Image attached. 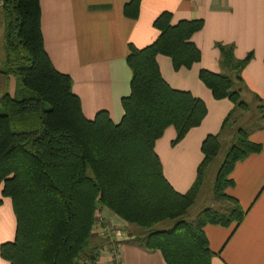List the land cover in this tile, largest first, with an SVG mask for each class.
<instances>
[{"label":"trees","instance_id":"16d2710c","mask_svg":"<svg viewBox=\"0 0 264 264\" xmlns=\"http://www.w3.org/2000/svg\"><path fill=\"white\" fill-rule=\"evenodd\" d=\"M138 2L124 4L126 18L136 17ZM0 17V74L17 83L13 96H0V194L9 199L15 220L13 239L0 244V258L7 264L92 261L91 230L96 213L105 209L143 230L130 242L159 252L165 264H210L203 228L240 223L244 211L224 190L232 185L234 164L260 151L248 136L264 117L250 129L237 125L249 110L240 97V72L251 54L237 60L231 46L218 44L221 72L198 70L212 98L226 99L232 107L218 133L201 142L195 180L178 194L162 177L153 146L167 127L175 132L170 145L179 142L199 126L206 109L201 100L163 81L155 57L169 58L174 71L198 63L200 53L190 38L202 28L201 20L171 24L170 14L162 12L152 23L158 33L154 41L140 49L128 45L129 93L120 100L122 116L114 124L104 112L91 120L82 116L70 78L54 70L44 52L38 0H0ZM229 133L230 146L212 183L217 207L203 208L186 221L220 140ZM162 222L171 225L154 228Z\"/></svg>","mask_w":264,"mask_h":264},{"label":"crops","instance_id":"0c3cea01","mask_svg":"<svg viewBox=\"0 0 264 264\" xmlns=\"http://www.w3.org/2000/svg\"><path fill=\"white\" fill-rule=\"evenodd\" d=\"M129 1L38 0L44 52L54 70L70 78L82 116L91 120L98 112H104L116 124L122 116L120 100L129 93L130 71L125 62L128 45L140 49L154 41L158 33L152 23L162 12L170 14L171 24L202 21V28L190 38L200 53L198 63L174 71L169 58L155 57L163 81L171 89L188 92L201 100L206 109L199 126L190 129L179 142L170 145L175 132L167 127L153 146L162 177L174 192L184 194L194 182L202 160L201 142L218 133L232 107L226 99L214 100L197 77L199 69L221 72L216 45L231 46L237 60L251 54L240 72V97L249 110L237 125L250 129L264 117V0H139L134 19L122 13ZM16 88L14 78L0 74V96H13ZM248 138L260 146V151L234 164L229 175L232 185L224 190L244 211V216L235 228L204 226L212 252L210 264H264V121L259 129L250 131ZM96 215L112 227L120 223L105 209ZM121 223L124 236L115 242L112 251L99 231L91 232L90 244L96 246V254L100 248L106 250L100 255L103 264H109L112 254L118 264H165L159 252L132 244L130 240L136 231ZM14 227L10 201L0 194V244L13 239ZM0 264L7 262L0 258Z\"/></svg>","mask_w":264,"mask_h":264},{"label":"rangeland","instance_id":"374dc122","mask_svg":"<svg viewBox=\"0 0 264 264\" xmlns=\"http://www.w3.org/2000/svg\"><path fill=\"white\" fill-rule=\"evenodd\" d=\"M0 23H1V19H0ZM1 32L2 31H1V26H0V35H1ZM229 146H230V133L225 134V137H223V139L221 140L220 148L218 150V154L213 159V161L210 163V165L208 166V169L205 172L200 192H199L198 196L196 197L194 204L188 209V211L185 215L184 219L186 221H192L195 218V216L198 214V212L201 211L203 208H206L210 205L213 208L217 207V205L213 203L212 183L214 181L215 173H216V171H217V169H218V167L222 161L223 155ZM121 222L122 221L119 220L118 221L119 224H117V227L115 226V228H117L120 231V234L123 237L124 231H123ZM115 225H116V223H115ZM170 225H171L170 222H162V223H158L157 225H155L154 228L155 229H166V228H169ZM131 227H133L134 230L136 231V236H140L142 233H144L143 230H141L137 227H134V226H131Z\"/></svg>","mask_w":264,"mask_h":264},{"label":"built area","instance_id":"2783aa9c","mask_svg":"<svg viewBox=\"0 0 264 264\" xmlns=\"http://www.w3.org/2000/svg\"><path fill=\"white\" fill-rule=\"evenodd\" d=\"M94 230L99 231V233L101 234V236L105 239L107 246L111 247V251L114 249L115 242H117V240H119L122 236L120 234V231L115 228L112 227L110 225H108L100 216L96 215L95 216V221L94 224L92 226V230L91 232H93ZM105 249L104 248H100L98 250V255L96 254V258L92 261H83L80 264H103L102 261L100 260V255L105 254ZM109 264H118L115 260V254L111 255Z\"/></svg>","mask_w":264,"mask_h":264}]
</instances>
